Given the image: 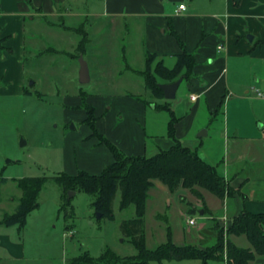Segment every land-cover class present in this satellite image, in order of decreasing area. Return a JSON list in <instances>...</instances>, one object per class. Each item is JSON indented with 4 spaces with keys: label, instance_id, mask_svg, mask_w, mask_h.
I'll return each instance as SVG.
<instances>
[{
    "label": "rangeland",
    "instance_id": "rangeland-1",
    "mask_svg": "<svg viewBox=\"0 0 264 264\" xmlns=\"http://www.w3.org/2000/svg\"><path fill=\"white\" fill-rule=\"evenodd\" d=\"M111 1L79 0L75 8L79 6L77 8L86 13L82 17L73 10L72 15L63 20L54 18L35 25L28 21L24 59V92L28 95H10L6 83L0 81V219L16 212L23 196L21 179L47 178L38 198L39 208L28 215L24 228L21 231L17 226L0 228V235L8 236L7 241L17 244L24 254L22 259L4 260L3 264L96 263L108 249L121 258L136 254L132 238L125 236L122 229L125 221L135 218V207L120 208V190L113 202L114 220L99 219L92 207L93 196L77 190L66 194L64 187L54 178L65 174L75 176L89 169L91 162L85 155L89 147L86 137L92 132L91 137L102 142L104 136L98 132L96 121L111 111L112 125L121 131L127 144L131 143L132 135L135 143L138 137H143L145 151L139 155L150 157L164 149L162 144L167 138L170 117L158 107L168 106L178 121L182 115L190 114L193 103L188 100L192 94L187 91L194 89L189 88V81L200 75L194 74L188 81L183 80L174 100L154 98L144 87L143 54L135 45L132 56L127 49L122 50L129 46L130 39L137 42L142 37V22L132 24L129 18L117 19L114 23L105 8ZM158 1L170 11L179 2ZM181 1L192 14L226 18L228 0ZM87 13L103 15L86 17ZM238 18L236 22L241 29H236L235 33L240 35L244 30L248 33L243 34L244 38L248 40V35L254 37L251 46H256L264 38V0H247ZM81 41L82 51L78 49ZM234 49L232 47L227 54L224 51L221 64L214 63L216 70L222 69L219 74L224 69L226 73L221 84L207 95L203 93L193 120L188 117L182 120L183 125L191 122V128L180 138L183 146L205 153V162L216 166L227 184L229 175L220 164L223 159L227 161L237 154L236 157L243 155L247 161L256 155L264 160V100L255 96L257 91L264 94L263 51L257 48L252 55V51L236 55ZM81 57L89 66L91 80L88 84L80 82ZM166 66L172 67L171 62L168 61ZM223 88L219 97L223 105L212 119L204 100ZM129 98L139 100L143 108L132 105ZM67 100L80 103L69 110ZM91 108L95 111L94 117L87 121L86 109ZM83 116L86 117L84 121L81 120ZM203 130L207 132L206 136L198 137ZM101 168L99 163L94 170L98 173ZM160 184L156 182L148 193L144 214L146 248L154 249L165 243L167 233L173 243L198 247L196 240L205 247L214 245V223L221 228L220 218L225 216L229 224L230 217L226 212L212 217L199 213L208 209L203 195L212 207H216L219 200L202 189L197 191L203 200L195 199L186 189L184 195L175 200ZM188 218L195 219V226L186 223ZM182 235L191 239L184 242ZM242 240L246 247V239ZM258 258L264 260V256ZM153 264L201 262L162 261ZM208 264L223 263L210 261Z\"/></svg>",
    "mask_w": 264,
    "mask_h": 264
},
{
    "label": "crops",
    "instance_id": "crops-1",
    "mask_svg": "<svg viewBox=\"0 0 264 264\" xmlns=\"http://www.w3.org/2000/svg\"><path fill=\"white\" fill-rule=\"evenodd\" d=\"M78 1L79 0H0V45L2 47L0 48V81L6 83L10 95L25 96L24 59L27 48V22L30 21L35 25L37 23L48 22L54 18L63 20L65 16H71L73 10L77 12L79 17H82V15H86V13L83 14L82 11L77 8L79 6L75 8ZM178 1L179 2L171 11L170 9L167 10L162 2L158 0H113L107 2L105 8L106 14L114 18V23L117 19L129 18L132 24L134 21L137 23L142 22V37L138 38L137 42L130 39L129 46L123 47L122 49L124 52L127 49V51H129V56H132L133 51H135L133 50V45H135L136 49L141 51L144 58L146 54L156 55V61L162 60L165 65L169 61L173 66L176 57L181 54L182 50L171 32L176 34L177 39L184 45L185 50L194 56L195 67L193 73L198 76L200 75V77H192L189 81V88L194 89L193 91H187L189 95L192 94L188 100L190 103H193L191 107L192 112L188 115H182L175 124V134L180 141L181 135H185L186 132L188 133L191 128V122L183 125L182 120L188 117L190 121H192L198 110L200 98L205 95L203 93L206 92L207 95L221 84L226 72L219 74L222 69L216 70L215 64L222 63L221 57L224 51L225 54H227L233 47L235 48L236 55L242 54L243 52L248 53L249 51H252V55L253 52L259 48L263 51L264 55V49L259 44H256L254 47L251 46L255 38L253 37L252 42L246 40L243 34L246 35L248 33L244 30L243 32L241 31L240 35L235 33L236 29H241V26H239L236 21H238V15L241 13V9L247 0H242L237 7L234 6L233 0L232 3L228 0L226 18L192 14L181 0ZM180 4L185 5V10L177 11ZM102 15L101 13H87L86 17H101ZM263 39L264 38L259 41ZM219 44H222L223 51H217V46ZM241 45L243 49H239ZM223 90L224 88L222 90L218 89L213 96H209L208 100H204L206 109L211 116L219 103V97ZM193 97L195 100H192ZM129 99L131 101L133 100L132 98ZM136 101H132V105L143 108V103H139V100ZM77 102L80 103V101L73 103L72 100H67L66 105L68 104V109L70 110L74 105L78 104ZM94 107L98 108V105L94 104ZM110 108L112 110V107ZM112 113L111 111L110 114H102L101 118H98L96 121L98 132L104 137H107L106 139L125 154H143L145 151L143 137H138V141L135 143L134 140H132L133 135L131 134V143L127 144L125 140H123V134L120 133L121 131L115 129L112 125L114 122V118L110 116ZM85 118L86 117L83 116L81 120L84 121ZM132 132H134V126ZM89 133V137H86L89 147H87L85 155L88 160H90L91 165L89 169H84L82 171L92 175H99L106 167L114 163V156L107 146L100 143L99 138L91 137L92 132ZM141 135L143 136L142 132ZM165 137H167V140L165 139V143L162 144L164 149L159 150H166L173 145L172 140L167 136V130ZM195 151H197L198 156L202 160L207 161L205 153L201 154L197 149ZM236 155L232 159L228 158L227 161L224 159L220 161L224 172L226 175H229L228 184L235 191V194L232 197L225 198L223 201L216 197L219 200L216 207L210 206L206 196L203 195L208 208L205 214L210 215L209 217H212L211 215H220L223 212H226L230 219L238 216L242 211H247L252 214H264V160L257 158L256 155V158H250L247 161L243 155H238L237 157ZM99 163H101L102 168L96 173L94 168H96ZM156 182L158 181L152 182L153 186H155ZM160 185L166 190V193L174 196L175 200L178 199L179 195H184L183 191H186L180 188L176 192L170 193L167 187L163 184ZM153 188L154 187L151 189ZM199 214L202 215L203 210ZM2 227L5 226L0 224V228ZM200 236L198 237L200 238ZM182 238L184 242L191 239L187 235H182ZM242 238L246 239L244 236L229 237L230 241L237 247L250 249L251 246L247 239L246 243L248 244L244 247L245 242H243ZM7 239H9L8 236L6 238V236L0 235V255L2 256H0V258L2 264L4 260L22 259L24 255L17 244L8 242ZM195 242L199 248H205L206 246L196 240ZM174 244L177 246L187 245L186 243ZM2 249H7L8 252L5 253ZM263 256H256L255 260L250 262V264H264V260L258 258ZM221 263L225 264L224 261Z\"/></svg>",
    "mask_w": 264,
    "mask_h": 264
},
{
    "label": "trees",
    "instance_id": "trees-1",
    "mask_svg": "<svg viewBox=\"0 0 264 264\" xmlns=\"http://www.w3.org/2000/svg\"><path fill=\"white\" fill-rule=\"evenodd\" d=\"M241 1L233 0L234 6L237 7ZM77 33L82 36L79 29H77ZM171 34L176 38L182 50L172 67H167L162 60L156 61V55L146 54L145 57L142 73L144 87L156 99H164L163 93L158 87L159 84L172 83L179 78L182 81H188L194 75V56L185 50L184 45L177 39L174 32ZM257 44L264 49V39ZM0 48H2L1 45ZM78 49H82V41ZM24 94L28 95L26 92ZM222 105L223 100H220L212 113V119L217 115ZM86 110L87 121L93 120L90 117L94 115L95 111L92 108ZM158 110L167 112L170 117L167 136L172 140L173 145L168 149L160 150L150 157L127 155L108 139L102 137L101 143L107 146L114 156L113 164L106 167L99 175L80 171L75 176L65 174L54 178L64 187L66 194L69 191L77 190L93 196L92 207L97 213H101L102 217L114 220L113 202L119 190L122 194L120 208L124 210L130 205L135 207V218L125 221L122 229L125 236L132 238V246L136 254L129 258H121L108 249L98 262L89 261L88 264H153L162 261L190 260L200 261L201 264H208L210 261H224L225 264H250L256 256H263L264 214H252L247 211H242L238 216L230 219L226 237L223 229L214 221L215 226L212 231L216 235V243L212 246L205 248L190 245L177 246L171 241L170 233H167L165 243L154 249L146 248L144 214L153 181L163 184L170 193H174L180 188L189 190L199 200L203 199L197 189L207 191L222 201L234 194L223 176L218 173L216 166L202 160L197 151L183 146L176 138L174 126L178 119L175 118L173 111L165 105L159 106ZM46 180L47 178L21 179L19 184L23 196L16 212L6 214L0 224L7 228L17 226L21 231L28 215L39 208L38 198ZM203 213H206L205 209ZM230 236H244L251 248L237 247L230 241Z\"/></svg>",
    "mask_w": 264,
    "mask_h": 264
},
{
    "label": "water",
    "instance_id": "water-1",
    "mask_svg": "<svg viewBox=\"0 0 264 264\" xmlns=\"http://www.w3.org/2000/svg\"><path fill=\"white\" fill-rule=\"evenodd\" d=\"M247 39L249 42H252L253 37L248 35ZM79 77H80V82L82 84H88L91 80L90 76V70L88 63L81 57L80 58V72H79ZM182 83V79L179 78L178 80L172 82V83H167V84H159V89L163 93V98L166 101H171L174 100L176 97V92ZM207 132L205 130L199 132L198 137H203L206 136ZM97 217L100 219L102 218L101 213H97Z\"/></svg>",
    "mask_w": 264,
    "mask_h": 264
},
{
    "label": "built area",
    "instance_id": "built-area-1",
    "mask_svg": "<svg viewBox=\"0 0 264 264\" xmlns=\"http://www.w3.org/2000/svg\"><path fill=\"white\" fill-rule=\"evenodd\" d=\"M185 10V5L184 4H180L177 8V11H183ZM0 11H1V7H0ZM222 46H218L217 47V51L220 52L222 51ZM222 73H225V69L222 71ZM256 97L260 98V99H263L264 100V94H262L261 92L257 91L256 94H255ZM192 100H195V98L193 97ZM186 223L189 225V226H195V219L193 218H188ZM220 225H221V228L223 229L224 231V235L226 237V231L228 229V220L225 216H223L222 218H220ZM226 260V259H225Z\"/></svg>",
    "mask_w": 264,
    "mask_h": 264
}]
</instances>
